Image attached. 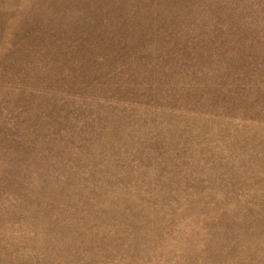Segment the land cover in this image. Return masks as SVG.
Instances as JSON below:
<instances>
[{"label":"rangeland","instance_id":"obj_1","mask_svg":"<svg viewBox=\"0 0 264 264\" xmlns=\"http://www.w3.org/2000/svg\"><path fill=\"white\" fill-rule=\"evenodd\" d=\"M0 264H264V0H0Z\"/></svg>","mask_w":264,"mask_h":264}]
</instances>
